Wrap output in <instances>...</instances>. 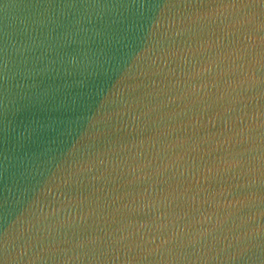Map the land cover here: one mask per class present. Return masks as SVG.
<instances>
[{"label": "water", "instance_id": "1", "mask_svg": "<svg viewBox=\"0 0 264 264\" xmlns=\"http://www.w3.org/2000/svg\"><path fill=\"white\" fill-rule=\"evenodd\" d=\"M0 264H264V0H0Z\"/></svg>", "mask_w": 264, "mask_h": 264}, {"label": "clouds", "instance_id": "2", "mask_svg": "<svg viewBox=\"0 0 264 264\" xmlns=\"http://www.w3.org/2000/svg\"><path fill=\"white\" fill-rule=\"evenodd\" d=\"M78 23H79V22L76 21V20H71V21L68 22V25H71V24H78Z\"/></svg>", "mask_w": 264, "mask_h": 264}]
</instances>
